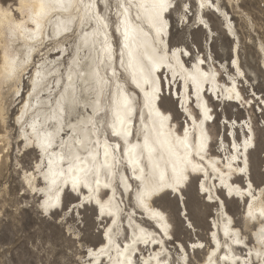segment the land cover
<instances>
[{"label": "snow or ice", "instance_id": "6c2138e0", "mask_svg": "<svg viewBox=\"0 0 264 264\" xmlns=\"http://www.w3.org/2000/svg\"><path fill=\"white\" fill-rule=\"evenodd\" d=\"M238 7L242 6L229 0L222 4L217 0H0V176H4L0 196L7 199L11 192L4 174L5 170L10 174L14 166L17 175L23 172L24 192L17 188L14 193L17 205L34 206L20 204L31 192L38 214L57 225V237L32 238L39 264H194L183 242L175 253L161 248L145 258V250L136 246L140 237L134 234L130 239L122 227L120 213L125 209L120 205L127 197V207L134 209L130 216L147 212L161 225L162 231L140 229L145 245H159L157 232L172 240L173 219L191 227L202 210L200 201L219 199L201 184L199 201L190 202L189 171L210 175L201 155L205 145L190 144L186 130L182 135L179 129L173 132L171 116L156 102L163 95L165 80L171 84L174 79L165 69L175 74L172 65L177 52L171 47V30L177 19L191 24L198 12L211 18L222 8ZM248 23L246 35L259 31L264 52V21L259 27L252 18ZM198 24L208 28L203 18ZM244 39L237 35L233 43ZM250 43L255 45L256 36ZM177 51L181 56L188 54ZM240 67L238 75L243 77ZM252 98L264 115V98L255 93ZM205 119L211 117L205 115ZM245 127V139L232 145L236 154L227 163L229 171L241 174L248 173L254 137L264 145V127L250 122ZM9 136L16 140L11 150ZM13 151L15 164L9 160L5 165ZM210 166L221 177L225 175L215 162ZM253 184L260 189L258 198ZM262 185L264 175L259 182H247V195L258 199L261 207L254 212L253 204L247 202L252 223L246 242L239 239L243 226L237 232L236 244L244 245L239 255L226 241L212 248L207 260L201 258V264H229L230 259L231 264H264ZM63 189L76 193L79 203L62 202L57 193ZM85 190L87 204L94 202L93 211L98 209L101 217L103 239L96 243L81 227L79 209L86 206ZM164 197H170L167 208L158 204ZM225 248L231 257L218 255Z\"/></svg>", "mask_w": 264, "mask_h": 264}, {"label": "bare ground", "instance_id": "6f19581e", "mask_svg": "<svg viewBox=\"0 0 264 264\" xmlns=\"http://www.w3.org/2000/svg\"><path fill=\"white\" fill-rule=\"evenodd\" d=\"M217 3L222 4V0H217ZM229 3L236 4L238 3V0H229ZM237 9L240 10V7H238ZM204 11L207 12L208 10L205 9ZM225 12L228 13L227 16L224 15ZM243 14L245 16L244 19L246 20V24L249 25L248 20L250 16L245 12ZM215 15L219 18V21L221 22L220 28L232 40L230 47L231 56L229 58H223L220 60L216 59L213 56L211 50V42L214 40L216 32L214 28H212L209 20L206 18V15L201 17V14L198 12L196 20L193 22V28H200L204 31L205 34L207 33L208 39L205 40V51H199L197 48L193 50L186 43L183 42L173 44L171 45V47L173 51L177 52L176 59L173 61L172 65L173 69H175V74H173L172 69H165L167 76H174L172 84H169V82L167 80L166 81L168 85V92H171L174 89L173 93L175 96L176 109L180 113V117H183L180 126L177 124L174 118H172L169 110L162 108L161 101L163 99L160 98L157 103V107H159L161 111L171 116L170 122L173 132L179 129L182 135L183 131L186 130L188 133V142L190 144H199L200 142H203L205 145V149L201 152V155L204 156V164L205 166H207L206 170L210 175L205 176L202 172H191L190 170L188 187L189 185L194 184L197 194L202 195V193H200L199 191L200 186L202 184L204 188L211 189L210 194L214 198H219L218 200L214 199L213 201L203 200L206 203L215 205L214 215L216 216H213L212 221H208L209 229L206 233V239L209 246L207 245L206 241L200 240L198 238L195 240H190L188 243L182 241L181 239H175L172 233V224L169 229V235L172 236V240H175V244L172 243V240H169L166 236H162L159 234V232H157L155 239L156 241H161L162 243L159 245L156 243H148L147 245H145L143 242L145 234L142 233L140 229L144 227L147 228L148 232H153L157 230L162 231L161 225L156 220L151 219L150 214L147 212L144 213L143 216H141V213L139 211H136L135 216H130L134 209L127 207V197H125L124 203L120 205V208L125 209L124 212L120 213V215L123 217L122 227L124 230L127 231V234L130 239L133 237L134 234L137 237H140L139 243L136 246L144 250L146 248V250L144 251L145 258H147L149 254L155 255L157 252L161 251V248L172 249L173 253H175V248L182 246L181 242H183L184 245H187L186 253L189 255V257L191 254L194 255L195 251L205 250V253L202 258L204 260H207V256L211 252L212 248L217 247L218 243L219 245H224L226 241L228 244L231 245L233 250H237L236 254L239 255L238 249L243 248L244 246L243 243L236 244L235 242L237 239V232L240 229V226L238 227L235 224L234 218L227 211L225 199H236L237 201H240V203H243L241 219L243 222V226L247 231L249 230V225L252 223L248 220L247 217V202H251L253 204L254 212H258L261 207V204L258 199L252 200L251 197L247 195V182L249 179H251L250 166L247 174H241L238 170L229 171L227 169V163L229 158L232 155L236 154L235 150L232 148V145L238 146L245 139L244 133L247 130L245 124L247 122H250L254 127H256L254 121L255 116L253 117V115L261 113V111L260 106L256 104L255 100H253L252 93H255L257 98H264V90H256V77L252 70H245L243 67H240L239 70L243 71L245 75L243 77L238 75L237 65L241 66L239 57L241 41L238 45L236 43H233V41L236 39V36L239 34L236 30L232 15L224 8L221 9V12L219 14ZM200 18L205 19L206 23L208 24V28H203V26L198 24ZM177 23H179L178 19ZM247 39L249 41L252 40L250 36L247 37ZM260 45L261 41L260 39H257L255 47L257 48L259 53L258 67L264 75V52H261ZM177 49L184 50L188 54L181 56L180 51H177ZM200 60H204V63L200 64ZM233 61H236V63H232ZM197 69L200 70V74L197 73ZM202 73H208V76L205 77L204 75H202ZM193 75L197 77L196 80L192 79ZM244 86L248 88V93L246 95L242 90ZM207 91L212 93L218 100H220V102L228 101L229 103L237 105L236 102L238 101L239 105L242 107V110L246 111L247 113V115H245L241 120H237L235 118H228L226 115H224V133L222 134L220 150L214 152L211 151L212 136L209 130V124H204L205 115H208L210 117L213 116V111H210V104L208 102H205L208 99L206 96ZM245 99H247V103H245ZM178 100L179 102H177ZM194 101L198 109H195L193 107L192 103ZM239 105L237 106L239 107ZM248 106L249 108H247ZM178 107L183 110L186 115H183V112L179 111ZM197 111H200L201 114ZM201 117L202 119H200ZM213 123L214 120L211 122V125ZM167 125L168 122L166 121V128ZM174 126H176L175 129ZM228 131L230 133V137L226 134ZM240 131L242 134H240L241 136L237 138V133H239ZM10 139L11 136L8 137L9 141ZM253 144L254 147L249 149L250 153L256 150L255 137L253 139ZM196 162H199L198 158ZM213 162H215V164L225 172V175H223V177H221L219 172L215 171L210 166ZM233 169H236L235 162H233ZM229 187H231V191H229ZM262 187H264V185H262ZM253 188L255 189V194L258 198L260 196V189L256 188L255 184H253ZM65 190L68 191V189ZM65 190H63L62 194H60V192L57 193V195L61 197L62 202L64 194L66 193ZM219 191L222 193V195ZM69 194L72 196H76V193L74 192H70ZM87 195L88 193L86 191H84L82 194V198L85 199V203H87ZM119 199L120 193L118 191L116 193V200L119 201ZM73 203H79V201L76 199L75 201H73ZM217 204H220L221 206L217 207ZM91 206H94V208L96 209V205L94 202L91 203ZM37 207L39 208L38 205ZM98 215L99 212L97 209L95 212V216L97 217ZM104 219H107L106 216L104 217ZM149 225H155V228L149 227ZM183 226L186 230L188 229L190 232L193 231L196 234L197 229L195 225L189 227V225L185 223L183 224ZM226 232L228 233L227 236L225 235ZM246 236L247 235L242 232L239 235V239L246 242ZM100 239H103L102 230L100 233ZM141 244L143 245L141 246ZM200 244H204L205 247L203 249L199 248L198 246ZM193 245H196L197 247L193 248ZM249 247H251V245H249ZM226 254L229 255V257L232 256V253L227 252L226 248L225 250L220 251L218 253V255L221 257ZM196 264H201V259L197 260ZM229 264H231V259L229 260Z\"/></svg>", "mask_w": 264, "mask_h": 264}, {"label": "rangeland", "instance_id": "374dc122", "mask_svg": "<svg viewBox=\"0 0 264 264\" xmlns=\"http://www.w3.org/2000/svg\"><path fill=\"white\" fill-rule=\"evenodd\" d=\"M223 2L224 0H222V3ZM238 3L242 6L240 7V10L237 8H229L226 10L232 15L238 34L245 36V39L241 41L239 49L240 64L245 70H252L256 77V90L263 91L264 75L258 67L259 53L255 45L253 46L247 39L249 36L252 39V36L254 35L256 36L257 42V39H260V32L257 31L253 32L252 35H246L245 30L250 26L246 24L243 13H247L250 18L255 21L257 27H259L260 22L264 21V0H238ZM206 18L216 32V36L211 42L213 56L219 60L229 58L231 56V38L220 28L221 22L216 15H211V18H209V15H206ZM171 31L173 33L171 36V45L183 42L193 50L197 48L199 51H205V33L200 28H193V23L182 24L180 21L179 23L176 21ZM242 90L245 95L248 93V88L246 86H244ZM162 99L164 100L161 101L162 108L168 109L171 116L180 126L183 117H180V113L176 109L175 99H172L169 94L167 96L164 95ZM219 106L220 105H217L216 103L211 105L213 113L215 114L214 123L209 125L213 143V146H211L212 152L216 149L215 142L218 134L221 132L218 117L226 115L228 118L241 120L247 115L246 111L242 110V107L240 109L237 105L229 103L228 101L223 102L222 107ZM253 117L256 127H264V115H262V113L254 114ZM223 124L224 122L222 123V134L224 133ZM240 134H242L241 131L237 133V138L241 136ZM10 141L9 149L11 150L16 140H12L11 138ZM262 149H264V145L256 142V150L252 152L250 156V176L251 179L256 182H259L261 176L264 175V150ZM15 156L16 153L13 151L12 156L4 161L5 165H7L9 160H11L14 165ZM4 175L7 177L5 182L10 186L11 192H7V199L0 196V204L3 205L0 207V264H31V262L39 264L40 254L37 252L36 247L32 242V238L34 236H36L37 239H39L40 236H50L55 238L58 236V227L52 221L47 220L38 214L40 209L33 200V193L28 192L26 194L27 200H21L20 204L34 206L20 207L17 205L14 196L16 189L19 188L21 192H24V188L22 187V172L17 175L16 169L13 166L11 173L9 174L7 170H5ZM0 179H4V176H0ZM187 191L191 203L199 201L200 195L197 194L194 184L189 185ZM220 194L222 195L221 192ZM10 200L11 204H9ZM75 200L76 196L70 195L69 192L64 194V203H67L68 201L73 203ZM225 203L227 211L234 218L235 224L241 228L243 226L241 219L243 203H240V201H237L236 199H225ZM158 204L161 208L169 207L170 197L159 199ZM208 205H211V207H207ZM200 207L202 210L196 216L194 224L197 229L196 234L193 231L190 232L188 229L186 230L183 224H180L179 221L175 219L172 220V233L175 239H181L188 243L190 240L198 238L207 242L206 233L209 229L208 221H212L213 216H216L214 215L215 205L200 201ZM94 209V206L86 203L84 208L79 209V213L82 220L81 227L85 230V235L90 238L93 243H96L100 239L102 225L100 224L101 219H97L95 216ZM209 212L211 214H209ZM247 232L248 231L244 228L245 235ZM207 245L209 246L208 242ZM204 253L205 250L195 251V254H191L190 258L193 259L194 264H196V261L200 260Z\"/></svg>", "mask_w": 264, "mask_h": 264}, {"label": "clouds", "instance_id": "9594fccd", "mask_svg": "<svg viewBox=\"0 0 264 264\" xmlns=\"http://www.w3.org/2000/svg\"><path fill=\"white\" fill-rule=\"evenodd\" d=\"M206 96H207V94H206Z\"/></svg>", "mask_w": 264, "mask_h": 264}]
</instances>
